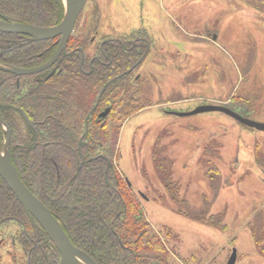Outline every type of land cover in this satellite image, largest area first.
Instances as JSON below:
<instances>
[{
  "label": "rangeland",
  "instance_id": "1",
  "mask_svg": "<svg viewBox=\"0 0 264 264\" xmlns=\"http://www.w3.org/2000/svg\"><path fill=\"white\" fill-rule=\"evenodd\" d=\"M88 22L100 23V36L142 29L150 41L135 75L151 106L123 123L114 164L138 195L150 230L176 237L166 236L162 258L226 264L235 249V264H264L253 240L264 247V132L217 112L178 115L216 105L264 123V0H87L74 35L83 36ZM154 152L165 159L186 211L199 212L206 202L209 215L224 214L225 230L177 214ZM210 166L219 174H206ZM9 231L19 227L0 230V264H9L8 250L20 254L5 239Z\"/></svg>",
  "mask_w": 264,
  "mask_h": 264
},
{
  "label": "trees",
  "instance_id": "2",
  "mask_svg": "<svg viewBox=\"0 0 264 264\" xmlns=\"http://www.w3.org/2000/svg\"><path fill=\"white\" fill-rule=\"evenodd\" d=\"M5 1L9 9H0V14L18 23L54 26L64 15L61 0ZM3 2L0 0V4ZM95 30L89 27L83 36L72 34L67 51L74 50V53L62 57L55 75L27 93H33L29 98L22 99L26 113L34 114L39 124L35 125V134L29 128L13 131L11 162L25 186L57 217L72 244L97 264H170L162 257L167 255L166 236H173L168 230L162 235L150 230L138 195L114 164V159L119 158L117 142L123 123L151 106L149 99L142 96L144 86L135 77L137 68L119 75L140 60L145 48L142 44L150 41L142 29L119 36L116 41L105 44L103 51L98 47L94 49L99 60H94L91 67L87 66L91 60L88 56L85 57L87 63L84 61L80 67V53L75 49L85 52ZM17 39L27 37L0 34L1 63L20 68L37 67L45 63L56 48V40L16 42ZM134 42L139 44L133 45ZM3 74L0 72V82ZM5 83H0V101L6 90H3ZM104 86L95 110L93 106ZM7 88L13 98L23 91L12 82ZM101 108L109 109V114L105 120L96 121ZM22 136L25 138L20 145L18 139ZM19 150L24 153L22 156H17ZM203 153L209 154L208 146ZM100 154L108 158L109 165ZM159 154H152V163L163 188L176 203L177 214L225 230L222 215H209L206 202L205 209L199 212L186 211L188 204L178 196L170 169ZM210 167L206 174H219L216 167ZM13 215L24 217L27 232L32 231L39 237L40 246L33 252L30 264H58L60 256L53 243L29 219L0 179V223L8 222ZM253 240L257 250L264 254L260 239Z\"/></svg>",
  "mask_w": 264,
  "mask_h": 264
},
{
  "label": "water",
  "instance_id": "3",
  "mask_svg": "<svg viewBox=\"0 0 264 264\" xmlns=\"http://www.w3.org/2000/svg\"><path fill=\"white\" fill-rule=\"evenodd\" d=\"M62 2L64 5V15L61 22L55 26L37 27L30 24L18 23L15 20L7 17H4L0 20V33L26 35L37 41L52 40L57 37L59 38L58 46L54 55L43 66L36 69L19 70L0 65V70L8 71L15 75H29L38 73L49 68L61 53H65L67 43L73 32L77 18L82 12L87 0H62ZM124 74L125 73L119 75V77L123 76ZM105 88L106 86L101 89L97 97L96 105L98 104ZM108 112L109 110H106L105 115H107ZM208 112L222 113L231 117L243 126L264 132V123H258L246 119L224 106L206 105L197 108L191 113H181L178 115L188 116ZM22 115L27 125L31 126L25 114L22 113ZM0 126L5 128L6 132L8 131L5 123L2 120L1 113ZM107 162L109 163L108 160ZM0 179L6 184L24 212L29 216V218L33 219L37 223L50 242L53 243V245L57 248L60 255L58 264H97L95 260H93L88 254L76 248L72 244L57 217L43 203H41V201H39L22 182L11 162L8 132L5 146L3 147L2 151H0ZM236 259V250L232 249L226 264H235Z\"/></svg>",
  "mask_w": 264,
  "mask_h": 264
},
{
  "label": "flooded vegetation",
  "instance_id": "4",
  "mask_svg": "<svg viewBox=\"0 0 264 264\" xmlns=\"http://www.w3.org/2000/svg\"><path fill=\"white\" fill-rule=\"evenodd\" d=\"M4 2L2 4H0V9H9V6L5 5V3H7L5 0H3ZM96 13H97V20L98 21V13L99 10L95 9ZM4 17H7L3 14H0V20ZM9 18V17H7ZM90 24H94L93 26H91ZM99 24L98 22H88L86 25V29H88L89 27H94L96 28L95 32L93 33V35H91V37L89 38V42H88V47L85 50V52H83L82 49L80 48H76L75 50H77V53H80V67L82 65V63L85 60V57L88 56L89 58H91L90 61H86L87 66L91 67L92 66V62L94 60H99V56H96L94 54V49L96 47H98V49H100V51H103V48L105 47V44H107L108 42H112V41H116L118 39L119 36L117 37H109L106 34H102L101 36L98 35V31H99ZM31 25V24H30ZM35 26V25H33ZM55 26V25H54ZM77 26V23H76ZM75 26V28H76ZM37 27H41V26H37ZM51 27V26H48ZM85 29V31H86ZM75 31V29H74ZM74 31L72 32V34H74ZM101 31V29H100ZM0 34H7V33H0ZM71 34V35H72ZM85 34V32H84ZM11 35H18V36H23V37H27V39H17L16 42H26L28 41H34V42H48V41H54L56 40V48L52 54V56L54 55L57 46H58V41L59 38H54L52 40H45V41H37L32 39L29 36L26 35H19V34H11ZM71 37V36H70ZM70 40V38H69ZM69 43V41H68ZM68 43L66 46V50L65 53H61L60 56L56 59V61L47 69L38 72V73H34V74H29V75H15L11 72L8 71H2L0 70V72L4 73L3 75H1L2 81L6 84V86L3 88L4 93L2 96V101H0V113L2 116V120L5 123L6 127H7V132L9 133V153H10V158H11V139H12V135H13V131L16 132V130H21V131H27V128L32 129L34 131V134L36 133V128L35 125L39 124L38 120H34L35 119V115L32 114L30 112V115H28L26 113V111L24 110L25 106H24V102L22 99L26 100L27 98H29L32 94L27 95V93H30L31 91H33L37 85H39L40 83L42 84V82L45 84L51 77H53L57 71V64L58 62L61 61L62 57H66L69 56L70 54L74 53V50L71 52H68ZM138 45L139 43L134 42L133 45ZM143 46H145L144 51H143V56L140 58V60L134 64L129 70L126 71L125 74L132 72L135 68H137L139 70V68H141V65L143 64V62L145 61V59L151 54V48H150V42L146 41L144 44H142ZM92 47V53L89 54L88 53V48ZM104 55V54H103ZM51 56V57H52ZM51 57L43 64L37 66V67H33V68H20V67H16V66H12L10 64L7 63H1V66H5L8 68H12V69H19V70H30V69H36L39 68L41 66H43L44 64H46ZM137 70V71H138ZM129 71V72H128ZM91 72V69L89 70L88 74ZM123 74V73H122ZM136 78H139V75H135ZM6 80V81H5ZM1 81V82H2ZM142 83L144 84L143 80ZM0 82V83H1ZM13 83L15 85V87H22L23 91L20 93L19 96L14 97L11 95V92L8 90L7 88V84L9 85L10 83ZM2 90L1 86H0V91ZM44 91V90H42ZM100 101V100H99ZM97 102V100H96ZM96 102L93 106V108L96 110L98 104L96 105ZM96 105V106H95ZM106 110H109L107 108H101L98 112H97V119L96 121H103L105 120V117H107V115H105ZM23 114H25V116L28 118L31 126H28ZM87 118H85V133H86V127H87ZM37 119V118H36ZM14 124H16L14 126ZM7 132L5 130V128H3L2 126H0V149H3V147L5 146V141L7 138ZM84 133V134H85ZM84 134L79 138V143H81ZM23 135V134H22ZM28 136H31V134H28ZM38 137V136H37ZM25 137H20L19 143L20 145L22 144V141ZM38 139H40L38 137ZM22 148V146H20ZM24 153H22V150H19L17 153V156H22ZM15 155V153H14ZM100 156H102L106 163L109 165L110 161L108 160L107 157L103 156L100 154ZM107 160L109 161V163L107 162ZM4 183V182H3ZM6 185V184H5ZM7 187V186H6ZM8 188V187H7ZM29 217V216H28ZM31 219V218H29ZM32 221H34L33 219H31ZM34 223H36L34 221ZM37 224V223H36ZM11 225L12 227H19V231H9L8 235L5 237V239H8L7 241L10 243L11 247H17V251L21 254L17 255L16 253H11V250L7 251V254L5 253V256L7 257L9 264H10V260L12 262V264H30V258L33 255V252L36 250L37 247L40 246V241H39V237L38 235L36 236L34 234V232L32 233V231H29V233L26 230V225H25V220L24 217H18V216H12L11 220H9L6 223H0V230L3 229L5 226ZM38 226V225H37ZM39 227V226H38ZM40 228V227H39ZM3 231V230H2ZM5 231H3L2 233H4ZM5 234V233H4ZM1 236V235H0ZM3 236V235H2ZM50 241V240H49ZM2 239L0 240V247H2ZM56 248V247H55ZM57 249V248H56ZM58 251V250H57ZM59 253V252H58ZM5 257V259H6ZM5 261V260H4ZM59 263V262H58Z\"/></svg>",
  "mask_w": 264,
  "mask_h": 264
},
{
  "label": "crops",
  "instance_id": "5",
  "mask_svg": "<svg viewBox=\"0 0 264 264\" xmlns=\"http://www.w3.org/2000/svg\"><path fill=\"white\" fill-rule=\"evenodd\" d=\"M219 215H224L223 213H219ZM223 217V216H222Z\"/></svg>",
  "mask_w": 264,
  "mask_h": 264
}]
</instances>
